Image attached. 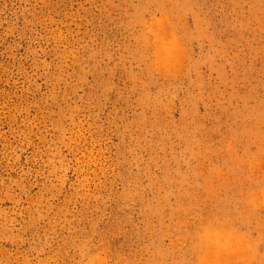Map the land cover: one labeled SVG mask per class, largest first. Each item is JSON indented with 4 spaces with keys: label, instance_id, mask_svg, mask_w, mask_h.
Segmentation results:
<instances>
[{
    "label": "rangeland",
    "instance_id": "374dc122",
    "mask_svg": "<svg viewBox=\"0 0 264 264\" xmlns=\"http://www.w3.org/2000/svg\"><path fill=\"white\" fill-rule=\"evenodd\" d=\"M0 264H264V0H0Z\"/></svg>",
    "mask_w": 264,
    "mask_h": 264
}]
</instances>
